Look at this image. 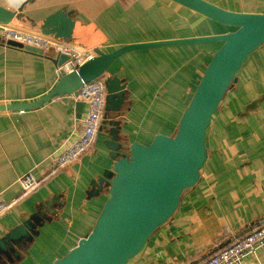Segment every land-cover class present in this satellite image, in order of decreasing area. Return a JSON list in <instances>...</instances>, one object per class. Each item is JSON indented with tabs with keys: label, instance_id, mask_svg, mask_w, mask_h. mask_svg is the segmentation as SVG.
Segmentation results:
<instances>
[{
	"label": "crops",
	"instance_id": "crops-1",
	"mask_svg": "<svg viewBox=\"0 0 264 264\" xmlns=\"http://www.w3.org/2000/svg\"><path fill=\"white\" fill-rule=\"evenodd\" d=\"M27 1L0 0V5L18 10L25 3L22 12L34 20L65 8L105 34L104 52L129 43L228 32L171 0ZM208 1L233 11L264 12V0ZM215 47L136 49L110 64L108 74L125 84L120 111L108 114L119 123L121 153L127 154L133 141L149 144L156 134H174ZM58 57L53 49L41 54L0 40V103L31 102L49 93L60 79ZM226 92L207 128V159L198 182L183 191L173 215L127 264H197L264 223V43L248 55ZM78 101L62 95L24 112H0V198L18 196V178L26 172L48 174L52 158L83 128L87 107L83 103L77 111ZM102 121L81 157L0 218V240L33 216L42 219L39 235L15 264H53L93 228L108 192L104 187L90 193L91 182L110 172L114 161L106 145L111 126ZM240 264H264V247Z\"/></svg>",
	"mask_w": 264,
	"mask_h": 264
},
{
	"label": "water",
	"instance_id": "water-1",
	"mask_svg": "<svg viewBox=\"0 0 264 264\" xmlns=\"http://www.w3.org/2000/svg\"><path fill=\"white\" fill-rule=\"evenodd\" d=\"M171 1L233 30L129 43L104 52L100 46L106 42L105 34L93 22L83 24L73 19L65 8L34 20L22 12L25 3L18 10L0 5L1 22L72 41L94 52L75 70L61 69L59 81L43 97L31 102L0 103V112L30 110L58 96H75L83 81L105 77L102 124L111 126L106 145L114 161L110 172H104L91 182L90 193L105 187L108 197L91 231L53 264H127L141 251L153 231L173 215L183 191L198 182L200 169L207 159L205 136L212 116L236 81V74L248 55L264 43V12L233 11L208 0ZM214 42L220 46L205 66L175 133L172 136L156 134L149 144L133 141L128 153H121L117 136L119 123L108 119V114L120 111L125 100V84L123 79L108 74L110 64L131 50ZM8 43L22 47L14 41ZM26 49L42 54L40 49L30 46ZM67 59L61 54L58 66ZM82 106V101L76 102L77 111ZM41 220L35 215L0 240V264H15L21 259V250L39 235L37 228L41 226Z\"/></svg>",
	"mask_w": 264,
	"mask_h": 264
},
{
	"label": "built area",
	"instance_id": "built-area-1",
	"mask_svg": "<svg viewBox=\"0 0 264 264\" xmlns=\"http://www.w3.org/2000/svg\"><path fill=\"white\" fill-rule=\"evenodd\" d=\"M0 37L5 44L14 41L20 43L22 48L30 46L40 49L42 54H48L53 49L59 56L66 55L68 59L59 67L60 70L63 69L66 72L75 70L77 66L83 64L94 54L91 48L81 47L72 41L62 40L1 21ZM74 98L85 103L87 107L80 134L61 153L52 158L53 167L47 175L40 178L35 172L29 171L18 178L21 193L11 200L0 198V218L38 189L43 182L56 175L59 170L76 161L93 145L105 113L106 89L103 77H97L87 82L83 81ZM20 112H24V110H20ZM263 247L264 223L219 248L197 264H240L247 256L256 257L257 251Z\"/></svg>",
	"mask_w": 264,
	"mask_h": 264
},
{
	"label": "rangeland",
	"instance_id": "rangeland-1",
	"mask_svg": "<svg viewBox=\"0 0 264 264\" xmlns=\"http://www.w3.org/2000/svg\"><path fill=\"white\" fill-rule=\"evenodd\" d=\"M195 30H196V29H195ZM225 30L229 31V30H233V28H232V27L225 26ZM195 32H197V30H196ZM215 34H217V33H215ZM206 44H207V45L212 44L213 46L215 45V46H218V47L220 46V43H218V42H214V43H204V44H194V46H203V45H206ZM218 47H215V48L217 49ZM216 49H215V50H216ZM199 79H200V78L197 79V82H196L195 84L198 83ZM233 85H234V83L232 84V86H233ZM230 89H231V88H230ZM226 93H227V92H226ZM225 96H226V95H225ZM163 131L168 133L167 130H164V129H163ZM165 135H166V134H165ZM169 136H172V135H169ZM65 254H66V253H65ZM65 254H64V255H65ZM62 256H63V255H62ZM62 256H61V257H62Z\"/></svg>",
	"mask_w": 264,
	"mask_h": 264
},
{
	"label": "trees",
	"instance_id": "trees-1",
	"mask_svg": "<svg viewBox=\"0 0 264 264\" xmlns=\"http://www.w3.org/2000/svg\"><path fill=\"white\" fill-rule=\"evenodd\" d=\"M196 85H197V84H195V87H196ZM195 87H194V89H195ZM174 133H175V132H174Z\"/></svg>",
	"mask_w": 264,
	"mask_h": 264
}]
</instances>
